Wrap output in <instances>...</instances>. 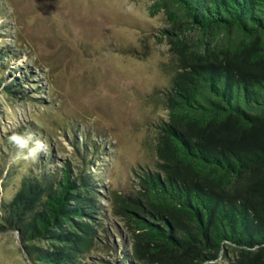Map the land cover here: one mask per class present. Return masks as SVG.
I'll return each mask as SVG.
<instances>
[{
  "label": "trees",
  "instance_id": "16d2710c",
  "mask_svg": "<svg viewBox=\"0 0 264 264\" xmlns=\"http://www.w3.org/2000/svg\"><path fill=\"white\" fill-rule=\"evenodd\" d=\"M155 3L173 18L176 30L164 32L180 64L167 91L168 119L158 125L156 164L135 172L140 196L115 194L133 250L118 227L100 220L98 145L80 142L70 127L80 163L56 164L50 145L16 172L0 163L3 187L18 177L1 202L4 229L19 233L31 264H207L228 250L239 253L234 264H264V0ZM194 32L197 48L189 44ZM18 54L0 48L3 93L24 81L38 89L30 67L6 72ZM28 131L39 140L43 132L19 128L4 139L5 152L18 157L13 165L27 148L12 137ZM98 245L114 259L94 257Z\"/></svg>",
  "mask_w": 264,
  "mask_h": 264
},
{
  "label": "rangeland",
  "instance_id": "374dc122",
  "mask_svg": "<svg viewBox=\"0 0 264 264\" xmlns=\"http://www.w3.org/2000/svg\"><path fill=\"white\" fill-rule=\"evenodd\" d=\"M157 1L0 0V26L6 29L0 31V48L19 52L6 72L23 75L30 67V80L38 84L35 92L26 81L9 94L0 90V163L15 172L34 163L24 159L13 165L18 157L5 152V137L19 128L43 130V152L50 145L59 165L80 163L70 127L80 142L93 140L99 147L97 200L105 212L100 220L118 227L131 251V229L116 215L115 194L140 196L135 172L156 164L158 125L168 119L167 91L180 64L164 32L176 30L173 18ZM193 34L189 44L197 48L193 40L199 34ZM3 72L0 68V77ZM17 178L6 187L0 178V264H31L19 233L4 229L2 218L1 202L16 192ZM98 248L91 252L94 257L114 259L115 253ZM238 254L228 250L207 264H234Z\"/></svg>",
  "mask_w": 264,
  "mask_h": 264
},
{
  "label": "clouds",
  "instance_id": "9594fccd",
  "mask_svg": "<svg viewBox=\"0 0 264 264\" xmlns=\"http://www.w3.org/2000/svg\"><path fill=\"white\" fill-rule=\"evenodd\" d=\"M21 148H27V154L25 159L35 161L38 158L39 153L46 150V144L39 139H35L31 133L26 136L16 135L12 137ZM31 143V146H29Z\"/></svg>",
  "mask_w": 264,
  "mask_h": 264
}]
</instances>
